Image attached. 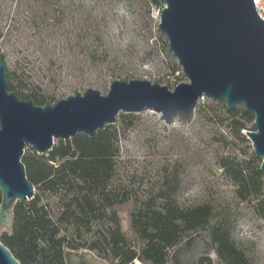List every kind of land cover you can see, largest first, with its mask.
<instances>
[{
  "label": "trees",
  "instance_id": "1",
  "mask_svg": "<svg viewBox=\"0 0 264 264\" xmlns=\"http://www.w3.org/2000/svg\"><path fill=\"white\" fill-rule=\"evenodd\" d=\"M122 4L128 8L137 4L148 17L153 7H164L160 0H0V56H14L12 68L8 66L10 90L20 99L32 98L37 105H44L55 96L42 93L34 85L37 72L51 73L50 81L56 83L64 71L81 78L105 62ZM228 110L239 116L236 107ZM241 112L255 120L245 109ZM234 125L237 132L245 128L240 121ZM113 126L106 125L93 137L80 133L70 140H60L47 157L36 152L22 156L35 196L15 205L13 225L0 236L20 264H66V249H87L112 261L117 259L109 258L141 256L160 258L141 259L153 264H168L171 249L198 231L206 232L225 264H250L232 240L228 219L217 217L212 205L182 209L176 204L182 182L175 166L163 169L155 196L142 199L126 187L113 188L112 181L118 176L120 135ZM221 167L239 184L243 200L251 190L262 191L261 187L255 189L242 164L223 158ZM46 193L60 195V212L43 203ZM130 200L135 203L131 228L143 243L139 252L130 246L118 214V207ZM257 210L264 218L263 201ZM96 223L100 227L93 230ZM87 234H93L89 241L85 239ZM133 260L118 259V264ZM199 264L212 261L203 257Z\"/></svg>",
  "mask_w": 264,
  "mask_h": 264
},
{
  "label": "water",
  "instance_id": "2",
  "mask_svg": "<svg viewBox=\"0 0 264 264\" xmlns=\"http://www.w3.org/2000/svg\"><path fill=\"white\" fill-rule=\"evenodd\" d=\"M158 29L178 60L188 82L174 91L148 80H114L107 95L88 88L84 93L37 105L10 90L8 64L0 56V232L11 229L18 202L34 198L35 187L22 162L25 147L49 153L56 140L77 134L96 135L114 124L118 114L146 109L164 118L190 116L204 97L224 101L228 109L243 105L254 115L248 136L264 171V20L254 0H160ZM66 264H109L90 250L64 252ZM225 264L213 241L202 231L185 238L171 252L168 264ZM0 264H20L0 239Z\"/></svg>",
  "mask_w": 264,
  "mask_h": 264
},
{
  "label": "rangeland",
  "instance_id": "3",
  "mask_svg": "<svg viewBox=\"0 0 264 264\" xmlns=\"http://www.w3.org/2000/svg\"><path fill=\"white\" fill-rule=\"evenodd\" d=\"M160 11L159 7H153L148 17L137 4L133 8L119 5L120 21L110 34V50L105 62L81 78L70 77L64 71L56 83L50 81L51 73L36 71L34 85L42 93L55 96L52 104L77 91L84 93L88 88L107 95L114 80H148L174 91L188 79L170 51L166 36L158 29ZM13 61L14 56L9 55L7 64L10 68ZM236 108L240 112L235 117L228 112L224 101L204 97L192 115L183 118L177 114L169 121L152 109L139 113L121 111L116 123L109 124L120 133L116 159L118 176L112 186L126 187L133 196L142 199L155 196L161 187L159 181L163 169L168 165L175 166L182 182L176 204L182 209L212 205L217 217L228 219L233 230L232 240L250 264H264V218L257 210L260 201L264 204V171L259 173L262 158L255 155L247 133L255 130L254 121L243 115V105ZM236 121L245 125L240 132L234 129ZM59 141L56 140L55 145ZM34 152L26 146L24 156ZM44 155L47 157L48 153ZM223 158L242 164L255 189L261 187L262 191L251 190L248 199L243 200L239 184L221 167ZM43 203H49L53 212H60V195L46 193ZM134 206V201L130 200L118 207V214L130 246L139 252L143 243L132 231L130 219ZM99 227L96 223L93 230ZM5 231L9 230L3 228L0 236ZM92 238L93 234L85 237L88 241Z\"/></svg>",
  "mask_w": 264,
  "mask_h": 264
},
{
  "label": "flooded vegetation",
  "instance_id": "4",
  "mask_svg": "<svg viewBox=\"0 0 264 264\" xmlns=\"http://www.w3.org/2000/svg\"><path fill=\"white\" fill-rule=\"evenodd\" d=\"M81 250H85V249H81ZM78 251V250H77ZM104 260H106L109 264H118V259H134L130 264H153L152 261H143L141 259H160V258H148V257H141V256H136L134 258H129V257H125V256H117V257H112L109 259H117V260H107L105 258H102ZM110 261L114 262V263H110Z\"/></svg>",
  "mask_w": 264,
  "mask_h": 264
},
{
  "label": "built area",
  "instance_id": "5",
  "mask_svg": "<svg viewBox=\"0 0 264 264\" xmlns=\"http://www.w3.org/2000/svg\"><path fill=\"white\" fill-rule=\"evenodd\" d=\"M259 17L264 20V0H254Z\"/></svg>",
  "mask_w": 264,
  "mask_h": 264
}]
</instances>
